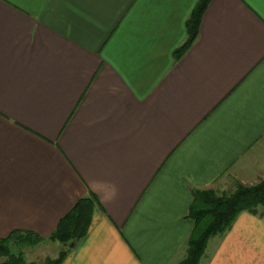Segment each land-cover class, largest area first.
<instances>
[{"label":"crops","instance_id":"1","mask_svg":"<svg viewBox=\"0 0 264 264\" xmlns=\"http://www.w3.org/2000/svg\"><path fill=\"white\" fill-rule=\"evenodd\" d=\"M197 1L0 0V238L94 192L62 264H176L194 189L264 178V0H210L176 59ZM200 264H264V212Z\"/></svg>","mask_w":264,"mask_h":264},{"label":"trees","instance_id":"2","mask_svg":"<svg viewBox=\"0 0 264 264\" xmlns=\"http://www.w3.org/2000/svg\"><path fill=\"white\" fill-rule=\"evenodd\" d=\"M209 2L210 0L197 1L187 21L188 37L174 52L176 59L197 38L202 14ZM97 199L94 192L78 198L48 236L33 230L14 229L8 236L0 238V264H62L69 249L86 234ZM243 210L260 214L264 212V178L253 184L237 182L235 189L230 192H219L214 188L194 189L187 214L193 221L187 240V252L176 264H200L209 239L215 235H223ZM45 240H58L64 243V247L57 255L49 256L42 262L27 260L23 250L16 251L12 247L13 243L29 245Z\"/></svg>","mask_w":264,"mask_h":264},{"label":"rangeland","instance_id":"3","mask_svg":"<svg viewBox=\"0 0 264 264\" xmlns=\"http://www.w3.org/2000/svg\"><path fill=\"white\" fill-rule=\"evenodd\" d=\"M256 171L258 172V170ZM237 182H241L238 176L232 175L226 179V182L224 184H218L213 188L219 190V192L222 191L230 192L233 189H235ZM216 236L217 235L213 236V238ZM38 244L18 245L13 243L12 247L16 251L23 250L27 260L42 262L47 257L52 256L51 254L55 253L54 251H57L58 247H60L62 243L60 241L55 240V241H51L49 244H46L45 242L42 243V241L39 242Z\"/></svg>","mask_w":264,"mask_h":264},{"label":"water","instance_id":"4","mask_svg":"<svg viewBox=\"0 0 264 264\" xmlns=\"http://www.w3.org/2000/svg\"><path fill=\"white\" fill-rule=\"evenodd\" d=\"M73 245V243H71Z\"/></svg>","mask_w":264,"mask_h":264}]
</instances>
